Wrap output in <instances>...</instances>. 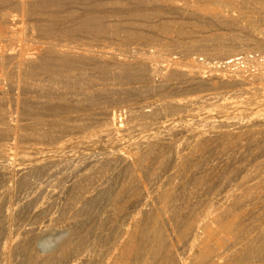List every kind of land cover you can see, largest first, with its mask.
I'll return each instance as SVG.
<instances>
[{
  "label": "bare ground",
  "instance_id": "1",
  "mask_svg": "<svg viewBox=\"0 0 264 264\" xmlns=\"http://www.w3.org/2000/svg\"><path fill=\"white\" fill-rule=\"evenodd\" d=\"M235 1L0 0V264H264V63L215 33L264 49V15ZM169 47L220 72L151 68ZM134 84L164 97L115 109Z\"/></svg>",
  "mask_w": 264,
  "mask_h": 264
},
{
  "label": "rangeland",
  "instance_id": "2",
  "mask_svg": "<svg viewBox=\"0 0 264 264\" xmlns=\"http://www.w3.org/2000/svg\"><path fill=\"white\" fill-rule=\"evenodd\" d=\"M234 1V0H233ZM240 2H243V3H245L246 5H247V7L248 8H250V10H252L253 12H254V15L256 16H263L264 15V0H236L235 1V3H240ZM253 5V6H252ZM217 26V25H216ZM19 27V26H18ZM215 27V26H214ZM205 28V32L204 33H209V32H211L212 30H215L216 31V29L219 27H215V28ZM224 28V29H223ZM209 29V30H208ZM237 29V28H236ZM218 31L217 32H215V33H220V34H223V35H225L224 37L226 38V39H230L231 38V36H232V34L234 35H236L237 36V38H238V41H239V44H240V48H238V51H239V56L237 57V58H242L240 61H241V64H240V66H242L241 68L247 73H245L244 75H246V76H248V77H250L249 76V74H252V73H254L255 71H256V69L259 67V64L261 63V62H263L264 63V49H260V50H258V49H256L254 46H253V44H252V40H250L248 37H246L245 35H246V33H248V31L247 30H242V29H239L238 28V30H236L235 31V29H233L234 31H230V30H232V29H230V28H228V27H222L221 28V26H220V28H218L217 29ZM240 31V32H239ZM242 31V32H241ZM244 31H245V33H244ZM22 32H25V31H19L18 29H11V30H9L8 31V35H9V37H11V38H13L14 36H16L15 37V41L18 43V40H19V43L18 44H20L23 40H24V38L26 39V37H27V33H22ZM240 33V34H239ZM26 34V35H25ZM239 34V35H238ZM245 34V35H244ZM226 35L227 36H229V35H231V36H229V37H226ZM242 35V36H241ZM25 36V37H24ZM8 37V36H7ZM7 37H4L3 39L4 40H10L11 38H9L8 37V39H7ZM209 37V39L210 40H213L212 39V35H209L208 36ZM18 39V40H17ZM208 39V40H209ZM21 40V41H20ZM242 42V43H241ZM189 43V41H185V44L187 45ZM215 43L216 42H213V41H211L210 42V45H215ZM243 43H244V45H243ZM247 43V44H246ZM112 45V46H111ZM248 45V46H247ZM249 45H251V46H249ZM137 46V47H136ZM241 46H243V48L241 47ZM129 47L131 48V50L129 49ZM129 47H128V50H127V52H125V55H127V56H129V55H131L132 53H135L136 52V54H140V53H142V49H140V48H142L141 47V45H136V44H130L129 45ZM136 47V48H135ZM152 47V48H151ZM146 46V47H143V48H145V50H147V51H151V52H153V50L154 51H156L157 50V47H154V46ZM110 48L112 49V50H115V51H117L118 50V46H116V43L114 42V44H110ZM138 48V49H137ZM153 49V50H152ZM243 49H246V50H243ZM131 52H130V51ZM182 50V47H177V49H176V47H169V49H167V51H166V53L163 55V56H161V57H157L156 59H154V60H149L148 61V65H150V67L151 68H161L162 66H166V65H168V66H179V67H181V68H183V69H190L191 67H188L187 65L189 64V62L188 61H190V59L192 60V61H194V63L196 64L195 66L197 67V68H194L195 70H199L201 73H202V75L205 73V74H207V75H205V76H208V75H211V74H215V73H218V72H220V70L218 71L217 69H219V68H217L218 67V65L216 66L215 64H213V63H216L217 62V60L215 59L214 60V57L213 56H209L208 54H206V53H202V52H200V51H192V52H190V54H189V56L187 57L186 55H185V53L183 52V50ZM243 50V51H242ZM237 51V52H238ZM194 52H196V53H194ZM251 52V53H250ZM169 53H170V55H169ZM194 53V54H193ZM193 54V55H192ZM206 54V55H205ZM169 55V56H168ZM192 55V56H191ZM165 56H167V57H165ZM172 56V57H171ZM169 57V58H168ZM187 57V58H186ZM198 57V58H197ZM247 57V58H246ZM160 58V59H159ZM163 58V59H162ZM168 58V59H167ZM183 59V60H182ZM175 60V61H174ZM249 60H251V61H249ZM176 61H177V64H175L176 63ZM202 61H203V63H202ZM187 62V63H186ZM196 62H198V63H196ZM155 63V64H154ZM169 63V64H168ZM205 63V64H204ZM209 63V64H208ZM160 64V65H159ZM163 64V65H162ZM172 64V65H171ZM197 64H198V66H197ZM207 64V65H206ZM243 64V65H242ZM185 66V67H184ZM202 68H201V67ZM215 66V67H214ZM208 67V68H207ZM217 70H215L214 68ZM223 67H224V65H223ZM246 70H245V69ZM213 71H215V73L214 72H212V70ZM255 70V71H254ZM211 72V73H210ZM162 73H163V71L160 69V70H158V71H156V72H152V73H150V80H149V82L151 83V84H154L155 82V84H157V83H159V81H161V79H162ZM203 75V76H204ZM134 87H136V86H138V87H140V90L142 91L143 90V92H142V96L139 98V100H138V102H136V103H129V102H126V103H120V104H118L117 106L118 107H120V108H118L116 105L114 106V108L115 109H117V110H119V109H121V108H123V107H125V108H129V107H139V106H142V105H144L145 103H153V102H157V101H159V100H161V99H163V97L164 96H162L161 94H159L158 92H155V91H150V90H148V89H146L145 87H144V89L142 88V86H144L143 84H142V86L140 85V84H134L133 85ZM257 86H258V84H257ZM259 86H261V85H259ZM148 90V91H147ZM145 92V93H144ZM149 92V93H148ZM154 92V93H153ZM180 92H182V91H180ZM180 92H178V93H174V92H172V93H169L168 94V96H173L174 94V96H177V97H187V98H194V96H196V95H192V94H188V93H186V91L185 92H182V93H180ZM186 94H188V95H186ZM249 101H253L252 99L251 100H249ZM124 104V105H123ZM136 104H140L139 106L138 105H136ZM126 105V106H125ZM130 105V106H129ZM212 109V113H213V115L215 114V115H218V111L217 110H215L216 108H211ZM15 152V150H11V153H14ZM5 237H6V234L4 235ZM4 236L2 237V239L0 240V244L4 241ZM52 237V234L51 233H49V234H46L45 235V237H44V240H48V239H50ZM4 238V239H3ZM179 247V248H178ZM177 247V250H178V253L181 255L180 257H182V256H184V259H187V257L189 256V250H188V248H186V247H180V246H178ZM185 248V249H184ZM183 249V250H182ZM187 250V251H186ZM180 251V252H179ZM184 251V252H183ZM188 252V253H187ZM97 263H99L97 260H95V261H93V264H97ZM101 263H104V262H101ZM86 264H88V263H86ZM89 264H92V262H90Z\"/></svg>",
  "mask_w": 264,
  "mask_h": 264
}]
</instances>
